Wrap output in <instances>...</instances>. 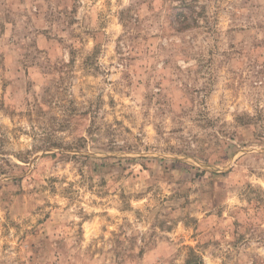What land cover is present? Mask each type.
<instances>
[{"label": "rangeland", "instance_id": "1", "mask_svg": "<svg viewBox=\"0 0 264 264\" xmlns=\"http://www.w3.org/2000/svg\"><path fill=\"white\" fill-rule=\"evenodd\" d=\"M0 264H264V0H0Z\"/></svg>", "mask_w": 264, "mask_h": 264}]
</instances>
